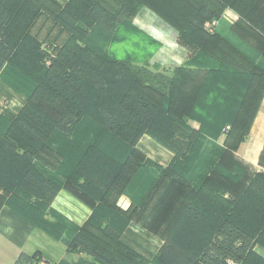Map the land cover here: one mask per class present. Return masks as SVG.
<instances>
[{
	"label": "trees",
	"instance_id": "16d2710c",
	"mask_svg": "<svg viewBox=\"0 0 264 264\" xmlns=\"http://www.w3.org/2000/svg\"><path fill=\"white\" fill-rule=\"evenodd\" d=\"M118 2L126 19L151 10L195 57L167 74L111 58L116 13L98 0H70L63 14L73 21L57 18L68 36L46 67L31 28L59 5L0 0V66L21 76L12 85L25 99L16 116L0 117V207L66 253L90 257L80 264H264L254 251L264 250V173L248 177L232 156L264 95V71L239 65L237 48L204 29L231 10L238 21L229 31L247 25L264 52V0ZM143 136L174 154L168 165L137 149ZM62 188L91 211L81 227L49 208ZM131 224L163 241L151 259L124 242ZM41 258L20 253L13 264Z\"/></svg>",
	"mask_w": 264,
	"mask_h": 264
},
{
	"label": "rangeland",
	"instance_id": "374dc122",
	"mask_svg": "<svg viewBox=\"0 0 264 264\" xmlns=\"http://www.w3.org/2000/svg\"><path fill=\"white\" fill-rule=\"evenodd\" d=\"M100 1L104 2L105 6L112 12L116 13L114 19H116V22H119L117 31L111 36L113 39L106 47V52L111 58L129 61L138 66L148 64L150 69L155 67L160 72L162 71L167 74L175 68L183 66L186 62L195 57L196 52L188 50L190 48H186V46H183L178 42L176 30L151 10L142 8L134 17L126 19V17L117 15V7L119 5L118 0ZM66 5L59 6V12L56 11L54 15L42 13L31 28V34L40 42V60L46 67L51 66L53 61L56 60L58 49L61 48L68 36L67 31L62 29V26L59 25L60 21L57 18L61 19V21H73L69 15L67 17L63 14V9ZM79 6V11H82L84 8L83 4ZM225 11L232 12L228 9L224 10L219 20H214L211 24H204V29L210 33H219L221 36L226 37V39L237 48V56L239 57H235L237 58L239 65L249 67V70L252 69V67H257L264 71V52L254 49V43L257 42L256 40H261L253 37L250 32L251 30L247 25H244L242 27L243 29L238 30V32L241 31L238 36L229 30L227 34H222L220 22L225 20L228 23H232V20L224 15ZM233 14L237 19L231 24L232 26L238 21V16L235 13ZM144 18L148 20L142 22ZM83 28L86 29L85 27ZM229 32L235 37L229 36ZM242 34L246 35L243 39L239 38ZM247 43L250 44L252 48ZM258 47L261 48V50L263 49L260 45H258ZM181 53H183L185 60L177 66L176 59ZM164 56L168 58L167 62L164 61ZM174 56L176 59H174ZM159 59L163 60L162 65L161 63L159 64L155 62L152 64V61ZM16 79L21 80V76L15 69L6 64L0 66V117L3 119L16 116L24 104L25 99L23 93L13 90L14 87L12 85V80L17 81ZM5 80H8L9 85L4 83ZM187 124L190 128H193L194 124L198 128V123L195 121H188ZM0 125H4L2 119H0ZM102 139V135L99 136L98 142L104 143L105 141H102ZM144 145H146L147 148H145ZM137 149L144 154L146 159L150 160L151 163L162 167L168 165L174 156L172 152L167 151L154 143L147 136H143L139 140ZM9 197L10 195L6 196L4 200L7 201ZM129 205V197L125 194H123L117 201L118 208L123 211L127 210ZM49 208L54 211L57 216L65 219L76 227H81L91 213L90 209L84 205L83 202L73 196V193L63 188L57 194V197ZM59 217L56 218L55 223H59L61 219H59ZM48 219L49 222L51 221L52 223L53 219L51 217L49 218L47 216L44 218V220L47 221ZM1 220L6 222H1ZM25 227L26 229L22 231V228ZM129 230L139 237L142 236L141 234L143 231L137 227L131 226V229ZM29 233V241L38 242L40 247L42 246L43 248L48 247V236L45 233L31 227L30 225H26L15 215L11 214L7 208L0 207V263L10 264L14 260L16 261L18 248L24 244ZM149 241L150 242L147 241L146 243L141 244H137L136 242L129 243L138 252H140L139 247L148 251L149 255L147 257L148 259H151L154 255V249L158 246L159 241L156 237H150ZM45 252L47 253L48 251ZM66 254V262L69 261L68 263L70 264H80L83 260L88 262L91 261L90 257H87L84 254ZM43 263L44 262L40 260L38 264Z\"/></svg>",
	"mask_w": 264,
	"mask_h": 264
},
{
	"label": "crops",
	"instance_id": "0c3cea01",
	"mask_svg": "<svg viewBox=\"0 0 264 264\" xmlns=\"http://www.w3.org/2000/svg\"><path fill=\"white\" fill-rule=\"evenodd\" d=\"M54 1L59 6H61V5L65 6L70 0H54ZM98 1L103 6H105L104 2H101L100 0H98ZM224 15L228 16L229 19L232 20V23L235 22V20L237 19V17L230 11H225ZM145 20H148V19L144 18L142 20V22ZM232 23H228L225 20H222L220 22V29H221L222 34L228 33L229 27L232 26L231 25ZM229 36L235 37L234 35H231L230 32H229ZM244 37H246V35L242 34L239 38L243 39ZM248 45L252 48V46L250 44H248ZM254 49H261L258 47L257 42L254 43ZM165 58H166V56H164V61L167 62L168 58H166V59ZM174 59H176L175 56H174ZM184 60L185 59L183 57V53L178 55L177 59H176L177 66H178V64L183 63ZM153 62L159 63V64L161 63V65L163 64V60H161V59L152 61V64H153ZM193 126H194L193 128L197 129V126L195 124ZM222 141L223 140L221 138L219 140V142L222 143ZM144 147L147 148L146 145H144ZM263 148H264V95L262 97V100L259 104L257 113H256L254 120L252 122V125L250 127L248 136L246 137L245 141L239 146V148L232 153L233 158L246 170L247 175L250 178L253 177L254 175L258 174V173H264V164H263V166H260V164H259V158H260V154H261ZM1 222H6V221L1 220ZM21 225H23V224H21ZM131 226L137 227L138 229H140L135 224H131L129 229H131ZM25 229H26V227L22 228V231H24ZM129 229L124 233L123 240L125 243H127L130 246H131V244L129 242H133V243L136 242L137 244H141V243H146L147 241L150 242L149 241L150 237H156L155 235H153L149 232H146L144 229H143L144 231L141 229L143 231V233L142 234L140 233L142 236L139 237V236L133 234ZM130 235H133V236H130ZM29 237H30V233L27 235V239H25L24 244L18 248V254H17L16 258L18 257V255L20 253H24L28 256H31L34 253L39 252L41 257H42L41 261L44 263L58 264L61 261H66V258H65V256L67 255L66 251H65L66 249H65V245L62 242L55 241V240L51 239L50 237H48V241H47L48 247L43 248L42 246L40 247L38 242L29 241L28 240ZM133 238H135V239H133ZM157 239H158L159 243H158V246L154 249L155 250L154 253L157 251V249L159 248V246L163 242L160 238H157ZM133 240H135V241H133ZM139 250H140V253L148 259V257H147L149 255L148 251L143 250L141 247H139ZM45 251H48V252L46 253ZM254 251L264 259V250L263 249H261L259 246H256L254 248ZM14 262H15V260L13 262H11L10 264H13ZM68 262L69 261H67V263ZM0 264H2V263H0ZM150 264H152V263H150Z\"/></svg>",
	"mask_w": 264,
	"mask_h": 264
},
{
	"label": "built area",
	"instance_id": "2783aa9c",
	"mask_svg": "<svg viewBox=\"0 0 264 264\" xmlns=\"http://www.w3.org/2000/svg\"><path fill=\"white\" fill-rule=\"evenodd\" d=\"M43 264H45V263H43Z\"/></svg>",
	"mask_w": 264,
	"mask_h": 264
}]
</instances>
